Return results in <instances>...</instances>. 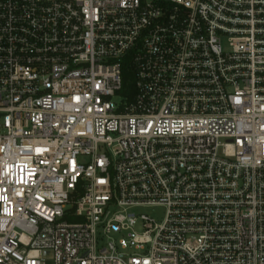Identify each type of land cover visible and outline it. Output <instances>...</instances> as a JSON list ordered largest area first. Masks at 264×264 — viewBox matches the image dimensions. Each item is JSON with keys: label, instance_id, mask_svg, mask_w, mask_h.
I'll return each mask as SVG.
<instances>
[{"label": "built area", "instance_id": "2783aa9c", "mask_svg": "<svg viewBox=\"0 0 264 264\" xmlns=\"http://www.w3.org/2000/svg\"><path fill=\"white\" fill-rule=\"evenodd\" d=\"M0 264H264V0H0Z\"/></svg>", "mask_w": 264, "mask_h": 264}, {"label": "rangeland", "instance_id": "374dc122", "mask_svg": "<svg viewBox=\"0 0 264 264\" xmlns=\"http://www.w3.org/2000/svg\"><path fill=\"white\" fill-rule=\"evenodd\" d=\"M140 212L149 214L154 216L157 220H161L164 216V209L159 208V209H148V210H139Z\"/></svg>", "mask_w": 264, "mask_h": 264}, {"label": "trees", "instance_id": "16d2710c", "mask_svg": "<svg viewBox=\"0 0 264 264\" xmlns=\"http://www.w3.org/2000/svg\"><path fill=\"white\" fill-rule=\"evenodd\" d=\"M124 76H125V79L131 77V72L128 70L127 65L124 68Z\"/></svg>", "mask_w": 264, "mask_h": 264}]
</instances>
